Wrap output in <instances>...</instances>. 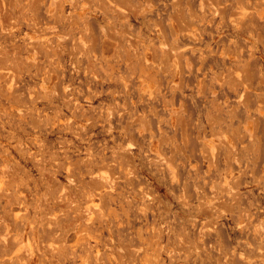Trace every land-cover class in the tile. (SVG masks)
<instances>
[{
  "label": "rangeland",
  "instance_id": "374dc122",
  "mask_svg": "<svg viewBox=\"0 0 264 264\" xmlns=\"http://www.w3.org/2000/svg\"><path fill=\"white\" fill-rule=\"evenodd\" d=\"M115 2L0 0V264H264V0Z\"/></svg>",
  "mask_w": 264,
  "mask_h": 264
},
{
  "label": "bare ground",
  "instance_id": "6f19581e",
  "mask_svg": "<svg viewBox=\"0 0 264 264\" xmlns=\"http://www.w3.org/2000/svg\"><path fill=\"white\" fill-rule=\"evenodd\" d=\"M126 1H128V0H126ZM119 2V1H118ZM121 2V1H120ZM115 3H117V0H116V2ZM120 4H122V2L120 3ZM121 7V6H120ZM120 12V11H119ZM118 15H120L119 13H118ZM124 16V15H123ZM120 17V16H119ZM124 18V17H123ZM127 18V17H126ZM172 32H174V31H172ZM172 34V33H171ZM132 44V43H131ZM36 254V253H35ZM38 258V257H37ZM39 260V259H38ZM37 261V260H36ZM33 262V261H32ZM35 262V261H34ZM31 263V262H30ZM38 263V262H37ZM32 264V263H31Z\"/></svg>",
  "mask_w": 264,
  "mask_h": 264
}]
</instances>
